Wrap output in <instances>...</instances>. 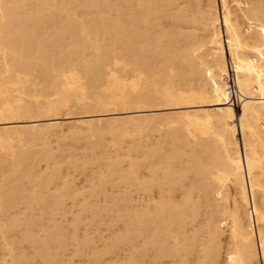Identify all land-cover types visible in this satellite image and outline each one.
<instances>
[{
  "label": "bare ground",
  "instance_id": "obj_1",
  "mask_svg": "<svg viewBox=\"0 0 264 264\" xmlns=\"http://www.w3.org/2000/svg\"><path fill=\"white\" fill-rule=\"evenodd\" d=\"M0 264H264V0H0Z\"/></svg>",
  "mask_w": 264,
  "mask_h": 264
},
{
  "label": "rangeland",
  "instance_id": "obj_2",
  "mask_svg": "<svg viewBox=\"0 0 264 264\" xmlns=\"http://www.w3.org/2000/svg\"><path fill=\"white\" fill-rule=\"evenodd\" d=\"M37 146H38V145H36V148H37ZM78 180H80V181H81V180H84V181H85L84 178H82V179H78ZM80 181H79V183H80ZM84 181H83V182L81 181V182L85 185L86 181H85V182H84ZM82 183L79 184L80 188H82V187L84 186Z\"/></svg>",
  "mask_w": 264,
  "mask_h": 264
},
{
  "label": "built area",
  "instance_id": "obj_3",
  "mask_svg": "<svg viewBox=\"0 0 264 264\" xmlns=\"http://www.w3.org/2000/svg\"><path fill=\"white\" fill-rule=\"evenodd\" d=\"M235 91V90H234ZM232 92H233V90H232Z\"/></svg>",
  "mask_w": 264,
  "mask_h": 264
}]
</instances>
